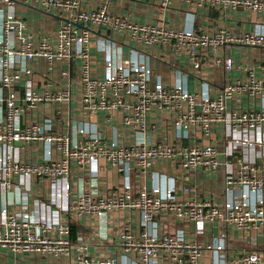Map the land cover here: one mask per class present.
<instances>
[{
    "label": "built area",
    "instance_id": "obj_1",
    "mask_svg": "<svg viewBox=\"0 0 264 264\" xmlns=\"http://www.w3.org/2000/svg\"><path fill=\"white\" fill-rule=\"evenodd\" d=\"M8 9L0 8V106L4 116L0 119V144L11 147L14 142L47 144L42 156L32 160H22L5 152H0V244L19 253H39L60 256L70 251L68 224L50 220L43 216L33 217L23 207H10L4 201L13 186L15 176H46L54 183L61 180L63 190L56 191L57 197L68 196L69 174L74 164L83 167L103 157L112 164L133 165L141 173L158 160H171L187 171L201 168L214 171L221 165V152L210 140L189 145L151 142L141 136L132 144L106 145L98 136L90 135L83 127L70 134L49 133L38 121H30L23 126L19 118L40 102L51 99H67V89L50 91V81L43 83V89L35 92L28 88L21 100L16 88L19 80L32 73L30 63L43 59L47 70L53 74L59 61L80 58L82 89L80 100L84 110L95 112L104 109L111 112L120 109L123 121L128 126L143 131L147 128L146 116L153 110L170 109L175 112L176 123L189 131L209 135L218 125L240 128L241 132H224L229 148L223 152L226 158L232 149L242 147L258 149V160L248 157L240 159L238 165L228 166L224 173L222 197L190 198L189 185L182 186V196H177L171 187L140 186L132 189L128 183L123 187L111 188L103 194H94L82 189L67 209L77 214L101 216L116 211L138 210L145 229L140 238L134 239L130 224L124 226V240L120 244L126 252H135L139 262L147 263L156 252L170 256L171 264H200L203 250H220L215 264H227L222 240L217 244L202 245L186 240L172 232L158 230L157 218L193 222L195 233H203L206 224L217 222L226 229L240 232L253 230L264 234V104L260 108L243 109L228 105L229 101L247 94L252 99L264 97V78L248 68L246 80H232L214 95H200L190 91L181 82L165 84L160 79L151 81L152 70L146 63L121 61L113 64V71L103 76L92 72L94 59L87 43L98 33L105 34L113 42H121L139 48L153 44L173 45L183 50L196 71L200 67L198 54L215 51L226 43L264 46V33L246 30L233 33L226 29L192 30L166 24L139 23L129 16L112 14L107 4L87 9L79 0H0ZM30 4L48 13L60 15L62 22L52 34H43L34 41L24 17L14 12L16 3ZM184 2L189 6L242 7L264 15V0H158L161 7ZM115 35V36H114ZM216 61H221L217 59ZM228 70L234 66L231 57L222 60ZM64 74L65 71H60ZM238 130V129H237ZM198 131V132H195ZM252 131V135L251 132ZM259 131V132H255ZM143 134V132H141ZM36 144L30 146L35 148ZM235 188H243L247 194L256 195L253 203L234 196ZM17 192V188L15 187ZM244 196V194L242 195ZM224 239L225 231L220 233ZM231 262L240 264H264L260 252L248 249L231 255ZM116 256L93 260L86 253L73 256L72 264H115Z\"/></svg>",
    "mask_w": 264,
    "mask_h": 264
},
{
    "label": "crops",
    "instance_id": "obj_2",
    "mask_svg": "<svg viewBox=\"0 0 264 264\" xmlns=\"http://www.w3.org/2000/svg\"><path fill=\"white\" fill-rule=\"evenodd\" d=\"M80 5L87 9L96 8L105 3L112 14L126 15L139 23L166 24L192 30L226 29L233 33L252 30L264 33V15L242 7H212L189 6L184 2L161 7L158 0H79ZM0 8L7 10L5 3L0 2ZM14 12L25 18L34 41H38L43 34H52L61 24L62 17L48 13L30 4L16 3ZM87 43L92 55V72L96 76H103L113 71V64L121 61H137L146 63L152 70L151 81L161 80L165 84L181 82L190 91L200 95L217 94L224 84L236 79L246 80L248 68L255 75L264 78V46L246 45L240 43H226L215 51H203L198 54L200 67L192 68L188 55L183 50L173 48V45L161 46L153 44L140 51L133 43L113 42L105 34L98 33ZM115 36V35H114ZM225 57L233 59L234 66L228 70L222 60ZM217 59L221 61H216ZM80 58L75 57L67 61L56 63L53 74L47 70V63L41 59L38 63H30L32 73L23 76L17 83V90L22 100L28 88L38 92L43 89V83L50 81V91L67 89L70 92L67 99H51L40 102L36 107L23 113L19 123L23 126L32 120L38 121L49 133L70 134L74 129L83 127L90 135L98 136L100 142L106 145L132 144L141 136L151 142H166L169 144L189 145L206 140L213 141L219 148L221 165L214 171L201 168H192L184 171L178 162L158 160L143 174L133 165L112 164L103 157H98L86 166L72 165L69 174V194L66 197H57L56 191L63 190L61 180L54 183L46 176H15L13 186L5 196L4 201L10 207H20L28 211L33 217L43 216L50 220L60 221L69 226L70 251L60 256H51L39 253H19L0 244V264H72L71 260L77 253H86L93 260L116 256L115 264H144L139 262L135 252H126L120 248L124 240V226L130 225V232L134 239H139L145 226L141 223V213L138 210L116 211L101 216L77 214L67 209V205L74 202L82 189L91 190L94 194H103L111 188L123 187L126 183L132 189L140 186L150 188L158 186L161 189L171 187L177 196H182V186L189 185L190 191L185 196L190 198L222 197L224 188V173L226 164L232 167L238 165L240 159L248 157L258 160V149L244 150L242 147L232 149L226 158L223 152L229 148V141L224 132H241L240 128L230 126H215L209 135L187 133L176 123L175 112L170 109L153 110L147 114L148 126L143 131H137L123 121L122 111L115 109L106 112L98 109L95 112L84 110L81 104L80 93L82 82L80 76ZM65 71L61 74L60 71ZM264 104V97L252 99L247 94L229 101L228 105L234 108L254 109ZM4 116L0 106V119ZM143 132V134L141 133ZM198 132V131H195ZM251 132L252 135V131ZM259 132V131H255ZM12 143L11 147L0 144V152L13 155L22 160L40 158L46 148L45 142L36 144L34 149L20 141ZM17 188V192L15 190ZM244 194V196H242ZM234 196L240 200L255 201L256 195L247 194L242 188H235ZM2 203V201H0ZM156 228L172 232L189 241H196L202 245L224 243L223 254L227 264L231 262V255L248 249H255L264 259V234L250 230L240 232L225 228L219 223L206 224L203 233H195L193 222L175 221L157 218ZM225 231L227 236L220 238ZM126 232V230H125ZM220 250L205 249L200 264H215L220 257ZM173 259L162 251L156 254L145 264H171Z\"/></svg>",
    "mask_w": 264,
    "mask_h": 264
},
{
    "label": "water",
    "instance_id": "obj_3",
    "mask_svg": "<svg viewBox=\"0 0 264 264\" xmlns=\"http://www.w3.org/2000/svg\"><path fill=\"white\" fill-rule=\"evenodd\" d=\"M17 143H19V142H17ZM214 224H216V222H214Z\"/></svg>",
    "mask_w": 264,
    "mask_h": 264
}]
</instances>
